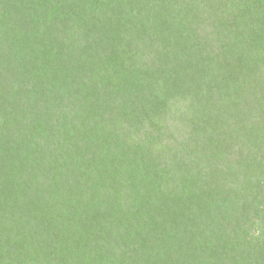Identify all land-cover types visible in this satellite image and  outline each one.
I'll return each mask as SVG.
<instances>
[{
	"label": "trees",
	"instance_id": "16d2710c",
	"mask_svg": "<svg viewBox=\"0 0 264 264\" xmlns=\"http://www.w3.org/2000/svg\"><path fill=\"white\" fill-rule=\"evenodd\" d=\"M0 264H264V0H0Z\"/></svg>",
	"mask_w": 264,
	"mask_h": 264
}]
</instances>
